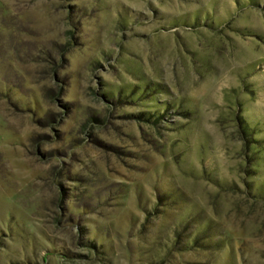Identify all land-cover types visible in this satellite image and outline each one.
Masks as SVG:
<instances>
[{"label":"rangeland","instance_id":"374dc122","mask_svg":"<svg viewBox=\"0 0 264 264\" xmlns=\"http://www.w3.org/2000/svg\"><path fill=\"white\" fill-rule=\"evenodd\" d=\"M0 264H264V0H0Z\"/></svg>","mask_w":264,"mask_h":264},{"label":"trees","instance_id":"16d2710c","mask_svg":"<svg viewBox=\"0 0 264 264\" xmlns=\"http://www.w3.org/2000/svg\"><path fill=\"white\" fill-rule=\"evenodd\" d=\"M101 95L102 96H105V95H103V93H101ZM121 100V99H120ZM151 115V113H150V111H149V109L148 110H145V111H140V112H138V113H135L134 115H136V117L138 118V119H145V120H152L153 118L152 117H154V116H152V117H150V116H148V115ZM153 115V114H152ZM150 117V118H149ZM240 117H238V120H239V122L240 123H242V119H239ZM161 119V118H160ZM160 119H153L154 121H156V120H160ZM240 127H241V130H242V133L245 135V136H248V135H251V140H249L248 138L249 137H245L246 139H247V142H251L253 139H254V137L252 136L253 134H252V130L250 129V127L248 126V125H245V124H241L240 125ZM252 143H254V141H252ZM221 245V244H220ZM219 244L217 245V246H220Z\"/></svg>","mask_w":264,"mask_h":264}]
</instances>
